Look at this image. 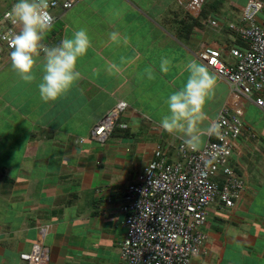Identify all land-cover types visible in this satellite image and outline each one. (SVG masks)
Returning <instances> with one entry per match:
<instances>
[{
    "label": "crops",
    "instance_id": "0c3cea01",
    "mask_svg": "<svg viewBox=\"0 0 264 264\" xmlns=\"http://www.w3.org/2000/svg\"><path fill=\"white\" fill-rule=\"evenodd\" d=\"M190 2L79 0L68 10L55 9L43 43L54 46L83 28L91 47L77 61L80 78L48 103L38 91L43 53L35 79L26 82L0 41V264H26L21 254L40 240L41 227L48 228V264H127L120 257L122 195L154 158L158 143L172 144L177 157L176 144L184 138L164 131L160 119L168 95L186 83L185 65L192 59L217 78L204 108L208 120L200 127L215 122L224 105L244 120L231 164L247 189L233 208L210 205L206 252L191 264H264V106L233 92L199 56L210 46L220 48L225 61H236L230 49L244 43L228 28L233 14L223 0L211 8L205 0L198 12ZM5 11L0 5V18ZM112 32L120 42L111 41ZM164 57L171 61L167 73L160 71ZM120 100L128 108L119 123L128 126H117L105 143L91 139L94 125ZM202 139L204 146L208 135Z\"/></svg>",
    "mask_w": 264,
    "mask_h": 264
},
{
    "label": "built area",
    "instance_id": "2783aa9c",
    "mask_svg": "<svg viewBox=\"0 0 264 264\" xmlns=\"http://www.w3.org/2000/svg\"><path fill=\"white\" fill-rule=\"evenodd\" d=\"M78 1L47 0L53 24L57 19L55 9L68 10ZM204 3L205 0H191L189 5L198 12ZM263 10L264 0H247L238 22L228 24L244 43L230 49L236 61H225L220 48L206 46L199 53L233 92L255 100L258 106H264ZM5 22L0 41L10 49L8 39L19 31L8 18ZM210 24L219 26L216 19ZM127 108L128 103L120 100L94 125L90 138L105 143L117 126L126 128L128 125L119 123V118ZM215 122L221 125V137L208 136L198 152L184 148L181 140L176 144L177 157L173 158V145L158 143L154 158L124 190L120 209L125 215L126 232L120 241V257L127 264H191L192 258L206 252L208 236L203 227L209 219L210 205L218 202L221 208H233L242 198L246 180L232 166L231 157L243 133L244 120L239 112L224 105ZM213 154V164L205 166V160ZM47 231L41 227L40 240L30 252L21 254L26 264L49 263L44 244Z\"/></svg>",
    "mask_w": 264,
    "mask_h": 264
},
{
    "label": "clouds",
    "instance_id": "9594fccd",
    "mask_svg": "<svg viewBox=\"0 0 264 264\" xmlns=\"http://www.w3.org/2000/svg\"><path fill=\"white\" fill-rule=\"evenodd\" d=\"M47 0H15L6 14L13 25H19L20 30L8 39L11 49L10 60L12 68L26 82L35 79L34 68L37 58L43 53V75L38 84L40 99L48 103L56 101L80 78L77 61L85 56L91 47V39L86 29H79L71 36H65L54 46L43 43L45 35L53 26V17L47 11ZM110 39L114 43L122 39L120 34L112 32ZM126 42V37L123 38ZM171 64L164 57L160 62V71L167 73ZM188 78L183 87L172 92L165 100L167 113L160 119V126L169 134L183 136V147L192 152H198L204 141V135L221 137V125L211 122L206 128H201L202 122L208 120L204 111L205 105L214 94L217 84L216 76L196 60H188L185 65ZM148 78H152V69L147 70ZM215 154L205 160V166H210L215 160Z\"/></svg>",
    "mask_w": 264,
    "mask_h": 264
},
{
    "label": "rangeland",
    "instance_id": "374dc122",
    "mask_svg": "<svg viewBox=\"0 0 264 264\" xmlns=\"http://www.w3.org/2000/svg\"><path fill=\"white\" fill-rule=\"evenodd\" d=\"M0 5L4 8H6V11L2 15L0 19V29L1 27H4V25L7 23L5 22L8 17H5L6 13L10 11L12 5L15 3V0H0ZM225 7L233 14L231 19L235 22L238 21L240 12L242 8L245 6L247 0H223ZM213 3H215V0H207L205 3L206 7H212ZM215 5V4H214ZM264 14V10H263ZM19 28V25H17V29ZM19 31V30H18Z\"/></svg>",
    "mask_w": 264,
    "mask_h": 264
},
{
    "label": "trees",
    "instance_id": "16d2710c",
    "mask_svg": "<svg viewBox=\"0 0 264 264\" xmlns=\"http://www.w3.org/2000/svg\"><path fill=\"white\" fill-rule=\"evenodd\" d=\"M240 42L243 44V42L240 40Z\"/></svg>",
    "mask_w": 264,
    "mask_h": 264
}]
</instances>
